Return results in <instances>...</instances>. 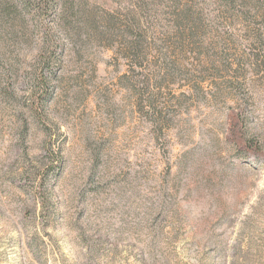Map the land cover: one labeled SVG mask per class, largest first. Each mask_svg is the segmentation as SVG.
Instances as JSON below:
<instances>
[{
  "label": "rangeland",
  "instance_id": "rangeland-1",
  "mask_svg": "<svg viewBox=\"0 0 264 264\" xmlns=\"http://www.w3.org/2000/svg\"><path fill=\"white\" fill-rule=\"evenodd\" d=\"M0 264H264V0H0Z\"/></svg>",
  "mask_w": 264,
  "mask_h": 264
},
{
  "label": "trees",
  "instance_id": "trees-1",
  "mask_svg": "<svg viewBox=\"0 0 264 264\" xmlns=\"http://www.w3.org/2000/svg\"><path fill=\"white\" fill-rule=\"evenodd\" d=\"M244 144H245V146H247L248 148L250 147V149H252L253 151H255V150L258 151V150L256 149V146H257V145H256L255 143H251V144H252V145H251V144H247V143L244 142ZM250 145H251V146H250ZM258 152H259V151H258Z\"/></svg>",
  "mask_w": 264,
  "mask_h": 264
}]
</instances>
